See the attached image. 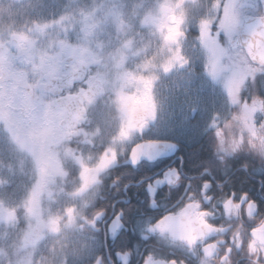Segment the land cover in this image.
Returning <instances> with one entry per match:
<instances>
[{"label": "clouds", "instance_id": "obj_1", "mask_svg": "<svg viewBox=\"0 0 264 264\" xmlns=\"http://www.w3.org/2000/svg\"><path fill=\"white\" fill-rule=\"evenodd\" d=\"M0 264H264V0H0Z\"/></svg>", "mask_w": 264, "mask_h": 264}]
</instances>
